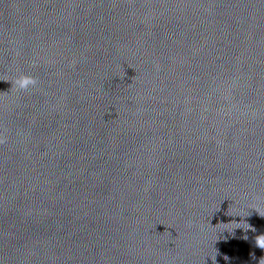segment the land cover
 Returning a JSON list of instances; mask_svg holds the SVG:
<instances>
[{
	"label": "water",
	"instance_id": "95a60500",
	"mask_svg": "<svg viewBox=\"0 0 264 264\" xmlns=\"http://www.w3.org/2000/svg\"><path fill=\"white\" fill-rule=\"evenodd\" d=\"M0 132V264H264V0H0Z\"/></svg>",
	"mask_w": 264,
	"mask_h": 264
},
{
	"label": "clouds",
	"instance_id": "9594fccd",
	"mask_svg": "<svg viewBox=\"0 0 264 264\" xmlns=\"http://www.w3.org/2000/svg\"><path fill=\"white\" fill-rule=\"evenodd\" d=\"M37 83L38 81L34 76L25 75V74H21L20 76L16 77L13 81H11L12 88H14L17 92L28 91L30 88H34L37 85ZM6 139L7 137L4 135V133L0 132V144H4L6 142ZM254 211L261 218H264V213H261L259 209H254ZM243 239L247 240L248 239L247 235H245ZM254 246L258 247L261 250H264V234L255 236ZM212 259L215 264L216 257Z\"/></svg>",
	"mask_w": 264,
	"mask_h": 264
}]
</instances>
